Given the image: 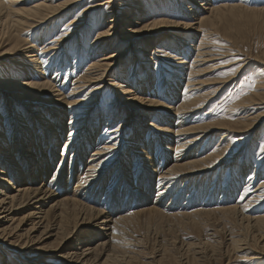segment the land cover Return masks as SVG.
I'll return each instance as SVG.
<instances>
[{"label": "bare ground", "instance_id": "obj_1", "mask_svg": "<svg viewBox=\"0 0 264 264\" xmlns=\"http://www.w3.org/2000/svg\"><path fill=\"white\" fill-rule=\"evenodd\" d=\"M124 1L0 0V64L4 63L2 58L10 57V60H7L11 65L9 69L11 70L13 65L16 66V71H23L26 74L18 77L11 74L9 70H4L7 64L0 66V96L3 98L0 99V240L10 246L19 247L22 253L33 246L35 241L31 234L38 232L35 239L39 238L40 244L44 247L42 251L51 250L38 257L52 254L62 257L67 264H139L137 262L139 259L125 250L131 246L127 245L130 244L128 241L130 239L127 238L129 234L122 225L131 219L130 213L122 214L126 206L133 207L144 197H151L155 191L154 202H162L167 196H170L171 202L172 200L179 202L173 207H168L170 206L168 202L165 209L160 211L151 209L157 217L158 214L162 215L161 213H167L168 215H165L167 219L171 216L182 217L199 213L208 218L214 215V212L208 208L210 200L206 203V200L200 199L203 191H200L198 187L201 181L198 182L197 176L208 177L216 167L243 150L244 153L238 158L239 163L236 165L237 174L232 176L233 186L227 190H221L218 216L231 215L238 219L242 228L258 226L264 230V211L260 209L263 207L261 203L254 208L255 211L260 210V213L247 215L244 209L247 204L242 205V202L236 201L234 195L237 185L250 182L242 183V180L247 174H251L249 178H252L256 174L258 165L254 163L255 168L248 171V166H245L246 156H248L245 151L247 147L243 145L245 139L238 141V147L243 146L241 150L236 151L226 136V133H242L246 130L253 132L257 126L264 123V111L256 113L259 107H255L256 104H264V68L262 66L255 68L254 72L259 79L255 91L240 100V104L249 107V117L237 119L234 123L209 120L199 128V125L194 124L193 121L199 117L198 114L194 116L191 123L186 122L180 115L173 118L170 114L171 111L192 113L194 110H199L208 104L207 102L212 98L209 97L210 94L215 93V90L210 91L211 93H202L200 90L206 82L195 79V76L201 74L206 62L220 58L213 57L215 55L211 53L213 47H211L212 50L210 48L207 50L208 46L204 47L200 41L198 45L193 44L190 48L187 47L188 43L183 42H187L186 40L190 38L194 41L202 29L218 31L217 27L226 17L246 19V16L254 15L255 11L264 12V9L250 6L259 3V0H225L222 4L219 2L215 4L217 0H177L179 7H184L183 10L177 11L179 14L167 15L166 12L172 10L165 9L163 14H160V11L151 12L149 18L143 17L146 14L142 9L150 8L155 0L147 2L130 0L134 11L129 9L127 4L122 3ZM102 10L103 15L100 17ZM78 11L81 12L77 14ZM117 11L119 15L116 14ZM58 16L60 19L69 18L70 23L64 29L68 30V33L61 34L59 26H56L53 34L50 35V37H57L55 41H52L51 47L45 44L48 39L45 38V34L48 33L47 26L43 31L41 29L37 32L45 38L37 42L39 44L37 47L35 41H26L25 33L32 28L44 26L50 19ZM117 16L122 17L123 21L117 20ZM104 19L106 24L102 25L101 21ZM144 19L143 24L133 30L132 23H138ZM57 20L58 18L55 22ZM83 20H87V27L84 26ZM92 23L98 24L97 27L102 25L97 29L96 35H93ZM120 27L122 28L119 30ZM163 28L167 30V40L156 39L153 34ZM144 32L152 34L139 38ZM188 32H191L190 38L187 36ZM56 41V45L63 43L62 48L65 44L70 46L68 48L71 49H61L62 52L58 56V58H66L62 61L67 63L75 62L73 58H77L74 53L72 55V50L75 49L76 52L79 47L82 50L84 45L81 46V44L84 41L88 44L87 56L83 58L84 60L81 59V64L86 67L81 74H75V68H73L67 86L61 82L58 84L52 77H47L45 68L38 66L44 55H48L51 50L59 49L53 46ZM30 42L31 44H28ZM157 42L164 47H155L154 44ZM169 42L177 44L168 50V54H172V57L179 61L176 65L182 73L174 70L176 77L173 78L166 73L169 76L164 79L166 82L168 79L171 81L169 86L168 83L165 87L161 86L162 90L159 91L158 96L153 93L156 89L152 87L154 79L152 76L160 75V70L157 73L147 70L142 74L143 70L139 68L134 69V72L133 62V65L118 68L128 59L120 60V56H124L128 51L123 53L120 48L115 47V44L125 43L131 44L132 47L153 50L147 54L149 56L144 54V60L151 58L152 61L155 58H152L151 54L155 53V48H161L160 50L164 52ZM105 47L108 50H105ZM140 48H135L134 54L132 53L135 56L132 59L139 57L142 51ZM177 48H181V52L177 51ZM192 48L195 51H192ZM66 52L67 54L63 56ZM84 54V52L83 55L80 53L79 56ZM187 54L189 56L191 54V59H188L191 62L184 61ZM227 66L229 64H221L214 69ZM114 67L120 71L119 76L124 78L131 77V74L135 73L133 79L126 86L121 84L122 80L120 85L123 86H115L113 82L107 80V77L114 76L112 75ZM31 68H34L36 72H30ZM59 75L60 72L56 74V77ZM65 79L64 76L61 81ZM108 88L114 93L106 97L103 92ZM3 92L5 95L2 94ZM11 92L17 94H9ZM32 92H34L33 95ZM7 93L9 95L6 96ZM123 94H129V97L120 98ZM176 95L181 97V101L178 108H173L171 103L174 100L171 98H175ZM118 102L123 106L117 105ZM14 105H17L16 107L20 110L13 109L11 112L10 108ZM120 117L125 119L122 118L114 127H111ZM92 119L96 121L93 120V123ZM172 119L175 122L173 126ZM143 120L147 123L142 129ZM154 120L155 123H153ZM92 123L93 126H91ZM188 123L190 124L186 126ZM64 128L67 131L66 140L60 144L59 149L64 151L68 148L72 149V152L67 165H62L63 160H61L55 166L52 158L54 155H51L52 149L58 144L62 137L61 130ZM217 133L220 134L219 140L210 146ZM260 133L264 135V129ZM95 134L98 135L95 136ZM200 141L204 143L202 147L192 152ZM126 146L130 149L126 150ZM92 147L94 149L87 158L81 157L78 160V157L84 156ZM165 150L172 152L168 157L171 165L164 169L163 166L168 161L164 157ZM137 166H140L139 172L135 170ZM111 167L112 173L114 169L117 172L110 180H116L119 177V181L123 184L122 188L118 184L109 188V184H106L105 179L112 175V173L110 175ZM244 168L245 174L242 178ZM260 173L262 175V172ZM49 174V179H46ZM263 175L261 177H264ZM181 181H183L182 186L178 188L177 184ZM259 182L261 183L260 180ZM190 183L197 185L195 188L192 187L193 191L187 187ZM258 191L261 194L264 193L263 189ZM184 192H187V195L184 197L185 200L181 201ZM212 193L209 199L214 195V192ZM254 196L259 199V194ZM230 201L235 203L227 204ZM244 201L243 203H246ZM120 203L123 205H118ZM24 207H29L30 211L27 214L15 216L20 214ZM29 217H32L29 227L23 228L26 226L23 224L24 220ZM261 240H255L252 236L251 244H236L244 242V239H240L239 242H234L236 247L233 250L251 264H264V241ZM172 263L182 264L179 260ZM41 264L46 263L41 262Z\"/></svg>", "mask_w": 264, "mask_h": 264}, {"label": "rangeland", "instance_id": "obj_2", "mask_svg": "<svg viewBox=\"0 0 264 264\" xmlns=\"http://www.w3.org/2000/svg\"><path fill=\"white\" fill-rule=\"evenodd\" d=\"M119 1H123V0H117V2H119ZM125 1L127 2V0H125ZM125 1L122 3L127 4L130 7L129 9H133V6H132L133 4L130 3L131 1L128 0L127 3H125ZM147 1H149V0H143V2H147ZM224 1L225 0H219V1L217 0L215 4H217L218 2L222 4V3H224ZM163 2H164V4H163ZM175 4L177 7L174 6ZM262 5H264V0H259V3H254L253 5H250V6H253L254 8L256 7V9H264V6L262 7ZM150 8H152L151 11H150ZM150 8L146 7V9H142V11L145 12L146 15H144V16L141 15V16L149 18V15L151 16V14L154 13V11H158V12L160 11L161 12L160 14H163L164 13L163 11L165 9H167V10L171 9L172 10L171 12H166L167 11L166 10L165 12L168 13L167 15H171V14L177 15V14H179V12L177 13V11L183 10L184 7L183 8L179 7L177 0L176 1L175 0H164V1L155 0L154 4H152V6ZM133 11H134V9H133ZM80 12L81 11H78L77 14H79ZM116 14H118V11L116 12ZM102 15H103V10L100 12V17ZM157 16H159V15H157ZM59 17L60 16L56 17V18H58L57 22H55L56 18H52L46 24H44V26H40L38 28H32L31 31H29L28 33H25L26 34L25 35L26 41L29 42V40H30L31 42L35 41L37 43L40 41L41 38H42L41 41L44 40L45 38H48L46 40L45 44L48 45L49 47H51V45L53 44L52 41H55V39L57 38L54 36L50 37V35L53 34V32L55 31L56 26H59V30H61V34L68 33V30H64V29H66L65 27H67V25H69L68 23H70L69 18L60 19ZM118 17L119 16L116 17L117 20L120 19V21H123L122 17H120V18H118ZM263 18H264V12H258V11L257 12L255 11L254 15L246 16V19H242L241 17H238L236 19L226 17L221 22V24L217 27L218 31L216 29H214L213 31H212V29H202L201 32L198 33V35H196L195 40H197V41H195V40L193 41V39L190 38L192 36L191 32L187 33V36H189L190 40L187 39L186 40L187 42H183V43H188V46H187L188 48H190L191 45H193V44L198 45L200 42H202L204 47L208 46L207 50H209V48L211 49V47H213L212 48L213 50L211 49L212 50L211 53H215V55L213 57L220 58V59H216L215 61H212V62H206V64L204 65L205 68L203 69L201 74L195 76V79H200L201 81L204 80L206 82L205 86H203L200 90L202 93H209L210 91L213 92V90H215V93L210 94L209 97H212V98L207 102L208 104H206L205 107L202 106L199 110H194L192 113H182V112L171 111L170 112L171 117L176 118L177 115H180L181 118H183V117L185 118L186 122L191 123V120L194 119V116L196 114H198L199 117L193 121H194V124H198L199 128H200L201 126L204 125L205 121H209V120H224V121H227L229 123H234L237 119L242 120V119H244L245 116L246 117L250 116L249 115V113H250L249 107L247 105L243 106L242 104H240V100L247 97L248 95H250L251 92L255 91V88L257 86V81L259 80L256 77V73L254 72L255 68H258L259 66H262L264 68V66H263L264 65V58H263L264 57V19ZM145 19L138 21V23L133 22L132 23L133 30L138 29V27H140L143 24ZM105 21H106L105 19L102 20L101 24L105 25L106 24ZM83 23H84V26L86 25L85 27H87V25H88L87 20H83ZM97 25L98 24L94 23L91 26V29H93V35H96V33H98L97 29L102 27V25L100 27H97ZM45 26L48 27V29H47L48 33L45 34V38H44L43 36L41 37L40 34L38 35L37 32L41 31V29L43 31ZM226 27H228V29H226ZM50 28H52V29H50ZM121 28L122 27H120L119 30ZM116 31H117V29H116ZM149 34H152V33L144 32L139 36V38H143L144 36H147ZM166 34H167V30L163 28V30L156 32L155 34H153V36L156 37V39L158 38L161 40H167ZM36 35H37V37H36ZM64 37H66V36H64ZM198 37H200V38H198ZM36 38H38V39H36ZM207 39H208V41H207ZM31 42L28 44H31ZM158 42L156 44H154L155 47H158V46L164 47V45L160 46L158 44ZM119 43H120V41H119ZM171 43L169 42V44H167V46H165L166 49L164 52H162L160 50L161 48L160 49L155 48V53L151 54V57L152 58L154 57L155 59L156 58L157 59L156 60L152 59V61H151V58L144 60V57L149 56L147 54L150 52H153V50L150 51L148 49H141L138 46L132 47L131 44L126 45L125 43L124 44L122 43L120 45L115 44V47H118V49L120 48L123 53L128 51L126 53L128 56H126V54L122 57L120 56V58H121L120 60L128 58L127 59L128 61L126 60L124 62L125 64L123 63L122 66L119 65L118 68L122 69L123 67L129 66V64L133 65V63H134V67H133L134 72H135L134 69H139V68L141 70H143V71H141L142 74L147 70L152 71V73H157L160 70L159 71V72H161L160 75L152 76V79L154 78L153 82H152V87H155V89H156L153 91V93L158 96L159 91L162 90V87H165L166 83H168V86H169V81H171V79H168V82H166V80L164 78H167V76H169V75L172 78L176 77L174 70H179V69H177V68H179L178 65H176V63H178L179 61L175 57H172V54L171 55L168 54L169 49H171L174 45L177 46L176 43H172V44ZM54 44L55 45H53V46H57V48H59V49H56L53 51L51 50L48 53V55H44L43 56L44 58L40 59L41 63H39L38 66L40 65L41 67L45 68V71L44 70L43 71L46 72V76L48 75L47 77H49V78L52 77V79L54 81L58 82V84H59V82H61V83H63V85L67 86V82L71 78L70 72L72 71V69L75 68V72H74L75 74H81L83 69L86 67L83 64H81V59L84 60L83 58L85 56H87L89 49L86 46L88 44H87V42L85 44V41H84L81 44V46L84 45V46H82V50H81V47H79V49H77L79 52L77 50L75 52V49L72 50V55L74 53V56H77V58H73V61H75V62L71 61L69 63L64 61V60H66V58H58V56H59V54H61L62 50L71 49V48H68L70 46L65 44L62 48L63 43L56 45L57 41L54 42ZM37 45H39V44L37 43L36 47H37ZM115 47H113V48L115 49ZM129 48H130V50H129ZM135 48H140L142 51L140 52V55L138 58L132 59L135 56V55H133L134 54L133 51L135 50ZM181 48H177L178 49L177 51L181 52V50H182ZM105 50H108V48L105 47ZM191 50L195 51L194 48H192ZM214 50H216V51H214ZM111 51H113V50H111ZM83 52L85 53L84 56H82ZM69 53L71 54V51ZM80 53H82V55H80L81 57L79 56ZM128 53H130V54H128ZM141 53H142V55H141ZM65 54H67V52L64 53L63 56H65ZM97 54L99 55V53H97ZM144 54H145V56H144ZM223 55H224V57H223ZM168 56H170V57H168ZM190 56H191V54H190ZM190 56H189V54H187L184 61L187 62L188 59H191ZM55 57L57 59H60L61 61L55 59ZM9 58L10 57L2 58L4 60V63L0 64V66L7 64V68L4 70H9L11 72V74H14L18 77L19 76L22 77V76L26 75V74H24L25 72H23V71H19V72L16 71L15 70L16 66H13V65H12V68L10 70L9 67L11 65L7 61V60H10ZM62 59H64V60L62 61ZM188 61L191 62V60H188ZM118 62H119V60H118ZM128 62H130V63H128ZM51 63L53 65H51ZM74 63H75V65H74ZM143 64H145V65H143ZM211 64H212V66H211ZM221 64H229V66H227L225 68H215L214 69V67L220 66ZM142 66L145 68L143 69ZM116 68L117 67H114V69L112 70V75H114V76L107 77V80L109 79V82H113L115 84V86H119V87H121L123 85L126 86L127 83L133 79V75L135 73L133 72L134 74L133 75L131 74V77L124 78V77L119 76L120 71H118V69H116ZM49 69H50V71H49ZM34 71L36 72V70L34 68L33 69L31 68L30 72H34ZM58 72H60V75L58 77H56V74ZM179 72L182 73L181 70H179ZM152 73H150V74H152ZM166 73H168L169 75ZM125 74H127V72ZM27 75H29V74H27ZM64 76L66 77V79L64 81H61V79ZM161 78H162V80H160ZM121 80L123 81L121 83L123 85H120ZM52 83H53V81H52ZM218 85H220V86H218ZM132 87H133V85H132ZM4 92L2 94L5 95ZM22 92H24V91H22ZM257 92H261V91H257ZM33 93L34 92H32V95H33ZM103 93L106 97H109V96H112V94L114 92H112L108 88V89H105ZM9 94L16 95L17 93L11 92ZM9 94L7 93L6 96ZM161 94L163 96V93H161ZM171 96H172V94H171ZM127 97H129V94L120 95V98H127ZM0 99H3V98H1V96H0ZM171 99L174 100L171 103L173 108H178L180 101H181L180 100L181 97L179 95H176L175 98H171ZM170 101H172V100H170ZM160 102L166 103L162 100H160ZM0 103H1V100H0ZM116 104L123 106L120 102H118ZM16 106L17 105H14L12 108H10L11 112H13V109L14 110H16V109L20 110L19 107H16ZM19 106H20V104H19ZM43 106H46V105H43ZM257 106L259 108H257L256 113L260 112V111H264V104L263 105H257L256 104L255 107H257ZM122 118H124V117H122ZM122 118L120 117V119L116 120V123H114L111 127H114L118 123L117 121L121 120ZM93 120L94 119H92V121ZM94 121H96V119ZM94 121H93V123H94ZM172 121H173V123H172V126H173L175 123L174 119H172ZM155 122L156 121L154 120L153 123H155ZM93 123L91 124V126H93ZM146 123L147 122L143 120V123L141 124L142 129L145 127ZM190 123H188L186 126H188ZM172 129H174V128L172 127ZM263 129H264V123H261V125L257 126V128H255V130L253 132H250V130L249 131L246 130L245 132H242V133H226L227 134L226 136H228V138H229V142L232 143L233 148L236 151L239 149L241 150L243 145H245V148L246 147L248 148V149L247 148L245 149V151H247V153H248V156H246L248 163L246 162V164H245V166H248V168H249L248 171L250 169L255 168L254 163H256L258 165L256 168V174L252 178H249L251 174H247L246 177L243 178V175L245 174V168H244V172L241 176L243 178L242 183H248L249 181L250 182L248 184L237 185V188H236L237 190H235L236 193L234 194L236 197V201L242 202V205L247 204L244 207L245 214H247V215H249V214L254 215V213H256V212L260 213L261 211L262 212L264 211V209H263L264 208V193L261 194V192L258 191L259 189L264 190V187H263L264 183L262 182V181H264V179H263L264 177H261L264 174V165H263L264 164V158H263V155H264V135H262V133H260ZM61 132H62V137L58 141V144L53 147L52 154H51V155H54V156H52V158L54 160L55 166H57L61 160H63L62 165H67L69 157H70L71 152H72V149H68V148H66L64 151H61V149H59L61 146L60 144L66 140V135H67V131L65 130V128H64V130L62 129ZM219 132H222V131H219ZM97 135L98 134H95V136H97ZM219 135H220L219 133L214 135L213 142L210 144V146H213L215 141L219 140V137H220ZM13 136H12V138H13ZM250 138H251V140H250ZM240 139H245V141L241 147H238L239 146L238 141ZM199 144H201V145L199 147H197ZM203 144L204 143L203 142L201 143V141L198 142L197 145L192 150V152L197 151L199 148L202 147ZM127 145L129 146V144H127ZM93 149H94L93 147L89 148L87 150V153L84 156L78 157V160L81 157L87 158L88 154L91 151H93ZM129 149H130V147L126 146V150H129ZM162 152H164V151L162 150ZM165 152L166 153H164V157H166V159H168V161L165 162V165L163 166L164 169L171 165V162L169 161L168 157L172 151L171 150H169V151L165 150ZM240 153L238 155H236L235 157H233L232 159L231 158L227 159L219 167H216V169H215L216 172L213 171L212 173L209 174L208 177L205 176L204 178H201V176H197L198 182L201 181L200 182L201 185L198 187H199L200 191H203L200 195V196H202V197H200V199L206 200V203L209 202V200H210V202L208 204V208H210V210L214 212V215L208 216V218H206L203 214H199V213L191 215V216L189 215V216H182V217L181 216H177V217L171 216V218L168 217V219L166 218L167 216H165V215H168L167 213H161L162 215L158 214L159 215L158 216L159 218H158L154 212L152 213L151 209L155 208L156 210L160 211V210L165 209V206L168 205L167 204L168 202H170L169 203L170 206H168V207H173L174 205L178 204L179 202L173 201V200L171 202L170 196L165 197V200L162 202H159V201L154 202L155 191L153 194H151L152 190H150L151 191V193H150L151 197H144L141 200V202H138L133 207L131 205L126 206V208L123 210L122 214L126 215V214L130 213L131 219L129 221L124 222V224H122V225L126 228V231H128L127 234H129V235H127V238H129L130 240H128V239L127 240L130 242V244H127V245H131V246L125 250L129 251L130 255H132V256L134 255L135 257H137L139 259L137 261V262H139V264H145V263L146 264L147 263L148 264H170V263L174 264L172 262L175 260L176 261L179 260L182 264H198L200 261L203 262L202 264H251L250 262L243 260V256L241 254L234 252L235 250H233V248L236 247V245H234L235 244L234 242H239L238 240L244 239V242L241 241L240 243H236V244H241V243L251 244L252 243L251 242L252 236H254L255 240L262 239L261 241H264V238H263L264 230H262V228H258V226H257V228L256 227H253V228L243 227L242 228V226L240 225L241 223L238 221V219H235L231 215H224V216L219 215L218 216V212H217L218 206H220L219 198H220L221 193H222L221 190L222 189L227 190L229 187L233 186V181H232L233 177L232 176L237 174L236 170L238 167L236 165L239 163L238 158L242 155V153H244V150H243V152H240ZM65 158H66V160H65ZM138 168H140V166H137L135 168V170L137 172H139V170H140ZM112 172H113V169L111 167L110 168V175ZM115 172H117V171H115V169H114V173ZM260 172H262V175ZM114 173H112L110 178L108 177L105 179L106 184L107 185L109 184V188L116 186L117 184L120 186V188H122L123 184H121V182L119 181V177L116 178V180H110L113 177ZM229 173H231L232 175L231 174L229 175ZM247 173H249V172H247ZM49 177H50V174L48 176H46V179H49ZM204 180H205V183H204ZM259 180L261 181V183L259 182ZM206 181H208V182H206ZM236 181H238V180L236 179ZM110 182H112V183L114 182V184H112ZM182 182L183 181H181L180 183L177 184L178 188L182 186L181 185ZM195 184L196 183H192V184L190 183L187 185V187L191 188L192 189L191 191H193L195 186H197ZM257 185L259 186V188ZM238 186H240L241 188ZM192 187H194V188H192ZM249 187H250V189H248ZM255 187H256V189H255ZM245 188H247V189H245ZM255 191H257V192H255ZM212 192H214V195L209 199L210 195L213 194ZM249 192H251V193H249ZM146 193H148V192L146 191ZM208 193H210V194H208ZM257 194H259L258 197H259V199L261 198L260 200L256 196H254ZM186 195H187V192H184V195H183L181 201L185 200L184 197H186ZM245 198L247 199V201ZM251 200H253V202ZM243 201L246 203H243ZM234 203L235 202L230 201V203H227V204L233 205ZM259 203H261V205L263 207L260 208L261 211L260 210L255 211L254 208H256L257 204L259 205ZM118 205H123V203H120ZM43 208H46V207H43ZM29 211H30L29 207H24L23 210L20 212V214H16L15 216H20L21 214H27ZM177 214H180V213H177ZM35 217H37V216H35ZM31 219H32V217H29V218H26L24 220L23 224L26 226H24L23 228L29 227V222ZM94 231H96V230H94ZM94 231H92V232H94ZM37 234H38V232H34L31 234L32 239H34L33 241H35V242H34L33 246L28 251L23 252V253H22V250L21 251L19 250L20 249L19 247L10 246L7 243H2L0 240V243H1L0 244V264H41V262H45L46 264H67L65 259H63L60 256H56V255H52V254L42 255L41 257H38V255L43 254V253H48L51 250L42 251V249H44V247L42 246V244H40L39 238L35 239V237H37ZM137 240H139V241H137ZM133 246L135 248H133ZM136 246H138V247H136ZM130 248H132V249H130ZM34 257H38V258L31 260ZM202 258H204V259H202ZM199 264H201V263H199ZM252 264H260V263H252Z\"/></svg>", "mask_w": 264, "mask_h": 264}]
</instances>
